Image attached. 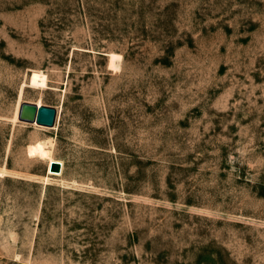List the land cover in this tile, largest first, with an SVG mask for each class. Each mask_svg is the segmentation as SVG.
I'll return each mask as SVG.
<instances>
[{
	"label": "rangeland",
	"instance_id": "374dc122",
	"mask_svg": "<svg viewBox=\"0 0 264 264\" xmlns=\"http://www.w3.org/2000/svg\"><path fill=\"white\" fill-rule=\"evenodd\" d=\"M0 264H264V0H0Z\"/></svg>",
	"mask_w": 264,
	"mask_h": 264
},
{
	"label": "water",
	"instance_id": "95a60500",
	"mask_svg": "<svg viewBox=\"0 0 264 264\" xmlns=\"http://www.w3.org/2000/svg\"><path fill=\"white\" fill-rule=\"evenodd\" d=\"M102 55L108 56L103 53ZM58 111L52 106H38L32 103H23L20 105L18 121L28 124H37L46 128H53L56 124ZM61 163L51 162L49 171L60 172Z\"/></svg>",
	"mask_w": 264,
	"mask_h": 264
},
{
	"label": "bare ground",
	"instance_id": "6f19581e",
	"mask_svg": "<svg viewBox=\"0 0 264 264\" xmlns=\"http://www.w3.org/2000/svg\"><path fill=\"white\" fill-rule=\"evenodd\" d=\"M112 54V53H111ZM119 60V56L116 55V54H112L111 55V62H110V66L113 68V69H117L119 68V65L117 63V61ZM38 106H41V103H37ZM35 126H38V127H42V126H39L37 124H33ZM42 128H45V127H42ZM38 155L39 157H41L42 159H45V160H48V176H60L62 174V171H63V163L59 160H56L54 158L51 157V153H50V150L49 149H45V148H40L38 149ZM51 162H59L61 163V167H60V172H57V171H49V166H50V163Z\"/></svg>",
	"mask_w": 264,
	"mask_h": 264
},
{
	"label": "trees",
	"instance_id": "16d2710c",
	"mask_svg": "<svg viewBox=\"0 0 264 264\" xmlns=\"http://www.w3.org/2000/svg\"><path fill=\"white\" fill-rule=\"evenodd\" d=\"M8 166H10V165H8Z\"/></svg>",
	"mask_w": 264,
	"mask_h": 264
}]
</instances>
